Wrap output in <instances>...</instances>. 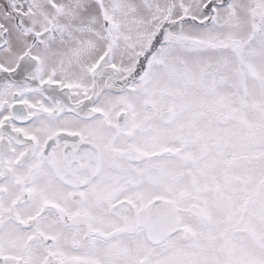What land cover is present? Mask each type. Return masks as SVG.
<instances>
[{
	"label": "snow or ice",
	"instance_id": "snow-or-ice-1",
	"mask_svg": "<svg viewBox=\"0 0 264 264\" xmlns=\"http://www.w3.org/2000/svg\"><path fill=\"white\" fill-rule=\"evenodd\" d=\"M0 264H264V0H0Z\"/></svg>",
	"mask_w": 264,
	"mask_h": 264
}]
</instances>
